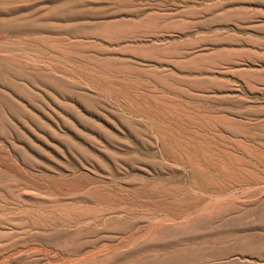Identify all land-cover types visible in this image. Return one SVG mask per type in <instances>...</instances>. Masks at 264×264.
Wrapping results in <instances>:
<instances>
[{"label":"rangeland","instance_id":"rangeland-1","mask_svg":"<svg viewBox=\"0 0 264 264\" xmlns=\"http://www.w3.org/2000/svg\"><path fill=\"white\" fill-rule=\"evenodd\" d=\"M0 264H264V0H0Z\"/></svg>","mask_w":264,"mask_h":264}]
</instances>
